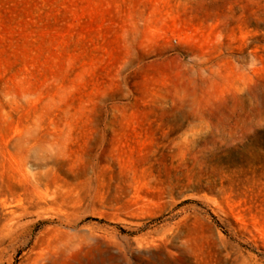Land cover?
<instances>
[{
    "label": "rangeland",
    "instance_id": "1",
    "mask_svg": "<svg viewBox=\"0 0 264 264\" xmlns=\"http://www.w3.org/2000/svg\"><path fill=\"white\" fill-rule=\"evenodd\" d=\"M0 264H264V0H0Z\"/></svg>",
    "mask_w": 264,
    "mask_h": 264
}]
</instances>
